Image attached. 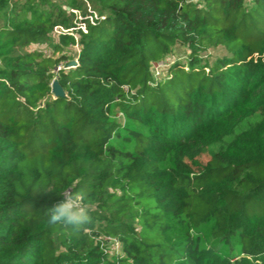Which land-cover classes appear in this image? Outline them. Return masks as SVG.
I'll return each mask as SVG.
<instances>
[{
    "label": "trees",
    "instance_id": "16d2710c",
    "mask_svg": "<svg viewBox=\"0 0 264 264\" xmlns=\"http://www.w3.org/2000/svg\"><path fill=\"white\" fill-rule=\"evenodd\" d=\"M2 13L0 264H264V0ZM178 44L188 62L157 80ZM218 46L229 56L202 63ZM65 190L92 210L79 232L47 223Z\"/></svg>",
    "mask_w": 264,
    "mask_h": 264
},
{
    "label": "clouds",
    "instance_id": "9594fccd",
    "mask_svg": "<svg viewBox=\"0 0 264 264\" xmlns=\"http://www.w3.org/2000/svg\"><path fill=\"white\" fill-rule=\"evenodd\" d=\"M60 195L62 199L46 211L47 223L52 226L63 225L74 232L81 231L92 220V210L86 202L85 194L65 190Z\"/></svg>",
    "mask_w": 264,
    "mask_h": 264
},
{
    "label": "rangeland",
    "instance_id": "374dc122",
    "mask_svg": "<svg viewBox=\"0 0 264 264\" xmlns=\"http://www.w3.org/2000/svg\"><path fill=\"white\" fill-rule=\"evenodd\" d=\"M65 1L66 0H53L55 6H62V7L65 6ZM85 1H87V0H85ZM248 3L251 4V1H249ZM87 7L89 8V10L92 9V7L89 3H87ZM46 8H48V7H46ZM73 11L75 12V14H77L78 18L80 19L81 13L77 10H73ZM6 24H7V16L5 15V13H2V14H0V29L2 27H4ZM38 48L47 50V47L44 44L38 46ZM47 52H49V51H47ZM189 55H190L189 47L187 45L178 44V45L174 46L173 51L169 56H167L162 61L155 63L154 66L160 67L159 70H161L162 67L169 65L171 62H173V60H176V59H179L181 62L185 63V62H188V56ZM203 56L204 57H203L202 63H206V62L212 63L217 58H222L223 56H229V53L223 47L218 46V47L210 48L208 50V52L204 53ZM161 76L162 75H157L155 72L154 78H157V80H158V78H161ZM255 122H256L255 118H250L246 122H244L243 125L245 126L247 124H251V123L253 124ZM210 158H211V151L209 150L207 152V154H205L201 157V161L203 163H206L210 160ZM110 250L112 253H115V254H118V252H119V248L117 247L116 244L111 245Z\"/></svg>",
    "mask_w": 264,
    "mask_h": 264
},
{
    "label": "water",
    "instance_id": "95a60500",
    "mask_svg": "<svg viewBox=\"0 0 264 264\" xmlns=\"http://www.w3.org/2000/svg\"><path fill=\"white\" fill-rule=\"evenodd\" d=\"M76 65H77V62L73 60V61L68 62L66 64V67L70 68ZM51 87H52V92L55 97H65L66 96V93L57 78H55L52 81Z\"/></svg>",
    "mask_w": 264,
    "mask_h": 264
},
{
    "label": "built area",
    "instance_id": "2783aa9c",
    "mask_svg": "<svg viewBox=\"0 0 264 264\" xmlns=\"http://www.w3.org/2000/svg\"><path fill=\"white\" fill-rule=\"evenodd\" d=\"M159 69H160V67H156V66H155V72H156L157 75L160 74V70H159Z\"/></svg>",
    "mask_w": 264,
    "mask_h": 264
}]
</instances>
